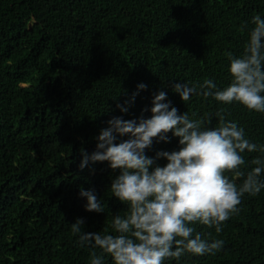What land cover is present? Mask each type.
<instances>
[{"label":"trees","instance_id":"16d2710c","mask_svg":"<svg viewBox=\"0 0 264 264\" xmlns=\"http://www.w3.org/2000/svg\"><path fill=\"white\" fill-rule=\"evenodd\" d=\"M255 15L264 19V0H0V264H90L71 224L80 218L85 233L111 232L127 206L109 191L120 170L108 162L82 170V151L96 150L113 117L150 118L160 91L178 114L205 126L211 117L215 127L219 113L264 145V113L196 94L184 102L173 90L206 78L218 89L230 84L226 54L241 55ZM141 83L146 90L121 112ZM179 148L168 133L146 155ZM258 155L245 152L242 170ZM81 189L94 191L103 213L86 211ZM238 207L219 234L193 225L203 239L223 240L221 250L165 264H264V189Z\"/></svg>","mask_w":264,"mask_h":264},{"label":"clouds","instance_id":"9594fccd","mask_svg":"<svg viewBox=\"0 0 264 264\" xmlns=\"http://www.w3.org/2000/svg\"><path fill=\"white\" fill-rule=\"evenodd\" d=\"M251 24L241 55L226 54L231 83L223 89L207 78L194 86L176 83L173 90L182 101H189L193 94L203 95L264 113V19L255 15ZM146 88L139 84L125 102L127 106L118 105L121 112L127 114ZM166 100V92L154 94L147 119L113 117L97 137L96 150L90 155L82 151V170L97 162H108L112 170H120L109 191L127 206L123 216H112L111 232L105 228L85 233L80 218L71 224V232L79 237L77 243L91 249L90 264H103L105 256L111 257L113 264H165L185 254L214 255L224 241L203 239L193 225L214 227L221 233L222 225L239 212L242 197L256 196L264 189V145L250 142L243 127L219 113L217 126H210L211 117L205 126L204 118L180 115ZM168 133L179 139V150L159 152L155 159L147 156L154 140L168 142ZM125 136L129 138L117 142ZM245 152L260 153L247 171L242 170L249 167ZM160 158L168 163L154 167ZM238 178H243L242 184H237ZM80 195L87 198L86 211L104 212L94 191L81 189Z\"/></svg>","mask_w":264,"mask_h":264}]
</instances>
